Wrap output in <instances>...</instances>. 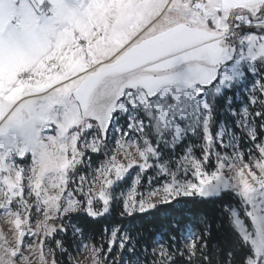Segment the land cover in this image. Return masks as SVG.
<instances>
[{
	"label": "snow or ice",
	"instance_id": "snow-or-ice-1",
	"mask_svg": "<svg viewBox=\"0 0 264 264\" xmlns=\"http://www.w3.org/2000/svg\"><path fill=\"white\" fill-rule=\"evenodd\" d=\"M0 219V264H264V0H0Z\"/></svg>",
	"mask_w": 264,
	"mask_h": 264
},
{
	"label": "trees",
	"instance_id": "trees-1",
	"mask_svg": "<svg viewBox=\"0 0 264 264\" xmlns=\"http://www.w3.org/2000/svg\"><path fill=\"white\" fill-rule=\"evenodd\" d=\"M232 206L238 207V205L233 202ZM193 208L194 213L196 214H202V213H207L214 218L219 217V205H213V204H194L191 205ZM121 208L117 207L115 211L111 214L108 220H101L100 223H94L90 221L87 217L82 218L85 225L92 231L93 233L99 234L100 232L103 231V229L107 226L112 221H118L120 219L119 217V212ZM165 211H171L170 209H164L160 212H154L152 214L145 213L142 217L138 218L136 223L140 224L141 226H147L151 227L154 224H158L164 215ZM194 222V219H193ZM217 241L221 245H230L234 239L232 235L231 228L229 227L227 221L224 223V227L221 229V231L216 235Z\"/></svg>",
	"mask_w": 264,
	"mask_h": 264
},
{
	"label": "rangeland",
	"instance_id": "rangeland-1",
	"mask_svg": "<svg viewBox=\"0 0 264 264\" xmlns=\"http://www.w3.org/2000/svg\"><path fill=\"white\" fill-rule=\"evenodd\" d=\"M112 147H113V148L116 147L114 143H113ZM98 162H99V161H97V163H98ZM130 183H131V181H129L127 184L124 185V189H125V190H127V188L130 186ZM233 208H237V207H236V206H233ZM7 227H8V225H7V221H6V220H3V219H0V231H4V232H6ZM78 258L81 259V261L83 262V261L86 260V254H82V255H80Z\"/></svg>",
	"mask_w": 264,
	"mask_h": 264
}]
</instances>
